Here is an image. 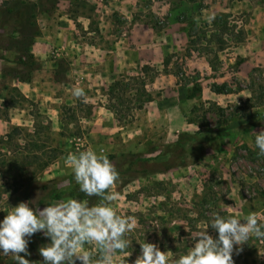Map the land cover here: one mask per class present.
I'll return each mask as SVG.
<instances>
[{
    "label": "rangeland",
    "instance_id": "obj_1",
    "mask_svg": "<svg viewBox=\"0 0 264 264\" xmlns=\"http://www.w3.org/2000/svg\"><path fill=\"white\" fill-rule=\"evenodd\" d=\"M56 54H79L81 73ZM35 79L44 90L28 97ZM263 113L264 0H0V220L73 197L65 157L92 149L119 173L116 211L136 220L129 264L144 240L176 259L214 214L264 223ZM43 245L35 234L25 258L42 261ZM242 247L234 264H264V241Z\"/></svg>",
    "mask_w": 264,
    "mask_h": 264
},
{
    "label": "clouds",
    "instance_id": "obj_2",
    "mask_svg": "<svg viewBox=\"0 0 264 264\" xmlns=\"http://www.w3.org/2000/svg\"><path fill=\"white\" fill-rule=\"evenodd\" d=\"M72 95L85 98V91L74 86ZM254 142L258 155L264 157V128L255 132ZM65 164L79 191L99 197L100 202L90 206L87 200L66 197L43 209L37 201L20 202L0 220V256L10 255L15 264H34L25 258L31 255L28 245L35 234L42 233L50 242L39 248L43 259L35 264H129L132 253L127 236L136 220L115 209L119 199L111 191L119 179L115 166L103 152L92 149L70 152ZM253 237L264 241V223L258 222L257 213L243 220L234 214H214L204 230L189 232L193 246L178 258L170 259L169 251L144 240L133 264H234V253H242V246Z\"/></svg>",
    "mask_w": 264,
    "mask_h": 264
},
{
    "label": "crops",
    "instance_id": "obj_3",
    "mask_svg": "<svg viewBox=\"0 0 264 264\" xmlns=\"http://www.w3.org/2000/svg\"><path fill=\"white\" fill-rule=\"evenodd\" d=\"M71 55V56H70ZM77 55V56H75ZM70 58V60L72 61V71H74L75 69V72L77 73H81L79 72L81 70V68H79V65L81 63V57L79 56V54H56L54 57H51L52 59H63V58ZM43 59V57H42ZM51 59V60H52ZM55 62V61H54ZM54 63L52 62H48V65L47 67H50V69H53L55 68V66L53 65ZM49 69V68H48ZM51 71V70H50ZM51 74V73H50ZM47 82H49V86L51 85H56V81L54 80V78L52 77H49ZM42 82L39 80V79H35L32 83V86H29V90L27 89V91H29V94H28V97H35L41 90H44V86H42ZM44 85H46V83H44ZM43 88V89H42ZM49 93L48 91H44V95L47 96L46 94ZM47 99H51V100H54L53 97H50L49 98V95H48V98Z\"/></svg>",
    "mask_w": 264,
    "mask_h": 264
},
{
    "label": "trees",
    "instance_id": "obj_4",
    "mask_svg": "<svg viewBox=\"0 0 264 264\" xmlns=\"http://www.w3.org/2000/svg\"><path fill=\"white\" fill-rule=\"evenodd\" d=\"M244 62L243 59L239 60L237 62V66H240L242 63ZM22 63V64H25L24 61L22 60H19V64ZM218 93H222L221 90H218L217 91ZM202 93V87L196 83L187 93V100H193L195 98H197L199 95H201ZM261 119L264 120V113L261 115ZM73 195V198H77V199H80V200H87L88 202H90V204L94 203L98 197L96 196H93V197H88L86 196L84 193L80 192L79 191V188H76L74 193L72 194ZM55 200H60L61 199V196L60 195H56ZM43 240H44V243L47 244L49 243L50 241L48 239H46L44 236H43Z\"/></svg>",
    "mask_w": 264,
    "mask_h": 264
}]
</instances>
